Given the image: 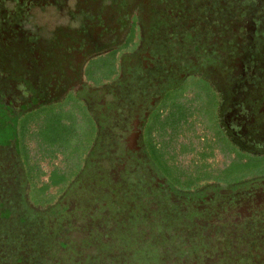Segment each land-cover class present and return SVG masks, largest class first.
Listing matches in <instances>:
<instances>
[{
  "label": "rangeland",
  "instance_id": "rangeland-1",
  "mask_svg": "<svg viewBox=\"0 0 264 264\" xmlns=\"http://www.w3.org/2000/svg\"><path fill=\"white\" fill-rule=\"evenodd\" d=\"M68 1L73 3V0ZM220 1H223V5ZM101 2L114 6L115 13L111 10L112 15L120 23L121 0ZM129 2L134 3V0ZM143 3L144 0H138L131 9V18L138 19H129L127 23L130 33L128 41L120 45L109 42L111 44L106 45L109 48L95 57L101 61L109 53H114V56L121 55L124 58V74L127 80L118 91L116 109L110 102L114 98L110 93L104 98L106 103L103 108L99 104L89 105L85 101L88 89L98 88L100 84L110 80L105 79L102 82L96 75L92 80L87 76L81 80L79 78L81 87H76L63 99L60 95L46 98L37 89L35 94L26 95V102L16 106L10 97L13 89L8 90L7 94L5 86L7 83H16V71L19 67L11 72L7 69L1 71L0 264H135L139 260L136 250L140 246L134 245L138 237L142 235L143 242L154 244L151 245L152 248L160 244L155 239L157 233L153 223L149 225L146 221L149 210L142 198L149 193L146 195L142 181L148 178L146 173L149 166L139 148H134L135 157L126 163L128 175L124 177L120 171L121 163L126 162L127 152L124 153V148L135 147L132 144L130 146L127 140L132 130L136 103H145L150 96L155 97L158 94L162 72L169 71L172 75L182 68L169 64L167 58L171 54L159 56L156 48L148 49L149 39L178 30L168 28L170 19L166 14L180 15L183 29L195 28L197 33L203 32L206 36H210V30H213L211 35L214 36L217 30L224 29V24H221L223 18L228 20L234 17L235 9L239 10L240 15L233 20L239 21L244 12L249 14L254 8L245 0H148L145 17ZM36 19L39 27L36 31L40 35H48L52 27L65 25L70 20L65 12L57 17L51 10L39 12ZM83 24L78 23L79 26ZM85 24L88 27L98 23L92 16H88ZM126 32L124 34L128 35ZM125 37L122 35L121 40L124 41ZM147 50L153 56L145 66L143 56H147ZM228 50L231 53L230 47ZM1 54L0 64L4 65L5 58ZM129 54H132V58L127 56ZM12 59L15 60L14 57ZM3 65L1 67L5 68ZM13 66L16 67V63ZM88 99L90 102L94 100ZM94 124L97 125L96 130L91 129ZM85 127H88L87 131L84 130ZM193 131L177 136V141L191 138L199 148L201 143L196 138L204 136L208 131L202 125ZM190 158L191 153H186L180 155L177 161L186 165ZM214 160H221L218 151ZM50 173L53 175L48 180ZM58 175L60 179L57 178ZM121 175L124 177L123 181H113V178L118 179ZM58 181L61 186L56 187ZM39 186L42 187L41 192L37 189ZM204 194L205 191L187 193V209L198 214L199 201ZM222 201L223 204L228 202L225 198ZM178 215L167 206L153 214L154 220L156 216H162L172 224L178 223ZM139 223L147 225L143 227ZM249 225L253 226L254 223L249 222ZM233 229L227 235H224L226 230H222L217 236L219 228L213 224L191 225L188 228L184 226L181 230L177 228L178 235L173 236L184 238L186 242L193 244L190 246L198 254L194 256L197 264H219L217 261L212 262L211 257L217 248L219 251L224 250V244L234 243L235 249L246 251L245 234L235 235L233 231L238 230ZM133 231L136 232L135 235L131 233ZM261 232L252 229L251 244L257 242L264 245ZM258 233L261 235L259 240L256 237ZM168 240L170 239L167 237L162 238L165 243ZM215 240L222 244L215 243ZM146 243L144 246H147ZM216 244L220 245L216 247ZM144 246L146 250L147 247ZM255 254L257 253L253 256ZM226 256L232 260L235 258L232 252H228ZM240 256L243 260L247 257L246 254ZM191 258L193 260L190 256L181 264H195ZM169 259L170 257L166 258L164 264H173ZM238 262L243 261L239 259Z\"/></svg>",
  "mask_w": 264,
  "mask_h": 264
},
{
  "label": "flooded vegetation",
  "instance_id": "flooded-vegetation-1",
  "mask_svg": "<svg viewBox=\"0 0 264 264\" xmlns=\"http://www.w3.org/2000/svg\"><path fill=\"white\" fill-rule=\"evenodd\" d=\"M137 1L134 0V3ZM147 1L144 0L143 3L145 17ZM245 1L251 4L254 11L249 14L244 12L238 21L233 20L240 15L239 10L235 9L234 17L228 20L223 18L221 24H224V29L217 30L214 36L211 35L213 30H210V36H206L203 32L197 33L195 28L183 29L180 15L164 14L170 19L168 28L178 30L175 33L162 34V37L150 38V45L147 46L148 49L156 48L159 56L171 54V57L167 58L169 64L182 68L172 75L169 71L162 72L158 94L155 97L150 96L145 103H136L133 109L132 130L127 140L130 146L132 144L135 147H126L127 149L134 152V148H139L138 140L144 116L160 98L162 90L165 87L177 86L188 72L195 71L209 94L206 103L211 123V127H205L208 132L196 138L201 143L196 149L202 151L204 143L214 142L216 145L213 155L207 158V162L221 167L228 166L235 156L234 152H228L229 139L243 155L264 156V0ZM220 2L223 5V1ZM134 3L121 0L119 16L122 23H117V19L112 15L115 13L114 6L106 5L101 0H73L72 4L68 0H0V53L5 58L4 65L0 64V73L5 69L15 71L19 67L16 71V83H7L5 86L7 94L8 90H14L10 94L14 105L26 102V95L35 94L37 89L41 91L39 94L44 93L46 98H56L60 95L63 99L76 87L80 88L78 79L86 76V66L95 54L107 50L109 46L106 45L109 42L120 45L128 41L130 33L127 23L129 19H138L131 18ZM47 10H51L57 17L65 12L70 20L65 25L52 27L48 35H40L36 31L39 28L36 14ZM88 16H92L98 24L87 27L85 21ZM79 22L84 24L79 26ZM125 32L128 35L124 34ZM151 33L155 35L154 31ZM122 35L126 36L124 41L121 40ZM228 47L231 48V53ZM145 53L147 56L144 55L143 60L147 66V61L153 55H150V50ZM127 56L132 58V54ZM14 63L16 67L13 66ZM149 64L152 65L151 62ZM126 80L119 83V87L110 84L102 88L91 87L86 91L85 101L89 105L98 104L102 97L104 99L106 94L110 93V96H114L110 102L116 109L118 91ZM155 87L154 84L153 88ZM88 98L94 100L90 102ZM181 134L184 133L180 132L177 136ZM192 142L189 138L187 141H177V144L180 147L181 144ZM216 151L221 154L220 161L214 160ZM180 155L183 153H179ZM192 157L193 152L190 161ZM204 189L207 192L199 201L197 209L200 210L202 218H206L203 224L210 225V221L217 226V236L222 230H226L224 235H227L230 230L236 228L240 232L233 233L239 236L245 234V244L249 241L247 252H240V248L235 249L234 243L226 245L223 241L225 249L219 251L217 248L219 253L215 251L211 261L224 264L223 260L226 259L228 264H264V245L257 242L251 244L253 234L250 233L254 228L262 231L261 235L264 236V174L245 176L229 184L211 181ZM224 198L228 200L226 204H223ZM249 222L254 225H249ZM205 232L207 233L206 230ZM261 235L256 234L258 240ZM219 242L215 240V243ZM228 252L234 253L235 257L238 256L243 262L232 261L226 256ZM254 253L259 257L257 258V254L253 256ZM239 254H246V259L243 260Z\"/></svg>",
  "mask_w": 264,
  "mask_h": 264
},
{
  "label": "trees",
  "instance_id": "trees-1",
  "mask_svg": "<svg viewBox=\"0 0 264 264\" xmlns=\"http://www.w3.org/2000/svg\"><path fill=\"white\" fill-rule=\"evenodd\" d=\"M98 54H95V57ZM113 54L109 53L104 58L100 56V58H103L101 61L94 57L86 66L85 74L88 79H94L95 75L100 81L110 79L106 82L102 81L103 83L100 84L101 88L107 84L117 87L119 83L127 79L124 74V58H121V55L116 57ZM179 83L175 87H165L162 90V95L152 108L148 110L142 123L138 145L149 166V171L146 173L148 178L142 181L146 195L149 194L142 199L146 201L145 203L149 210L148 220L146 221L150 223L149 225L153 223L155 233H157L155 239L159 240L160 244L156 248H152L151 245L153 246L154 244L143 242L144 237L142 235L138 237L134 245L140 246L141 249L138 248L136 250L139 260L135 264H164L168 257H170L169 260L173 264H181L190 256L193 257L191 261L197 264L194 256L198 254H196V250H193L194 247L190 246V244H193L186 242L184 238L174 237L178 235L177 228L181 230L184 226L187 228L191 225L202 226L203 222H206V218H202L201 212L196 214L187 209L188 207L185 205L186 194L199 191H205L206 193L207 190L204 188L211 181L229 184L245 176L264 174V156L243 155L236 150L231 139L228 142V152H234L235 156L232 162L225 167L207 162V158L213 155L216 145L214 142L211 144L204 143L202 151L196 149L197 146L193 142L178 146V133H192L199 125L204 128L211 127L209 107L206 103L209 94L195 71L188 72ZM105 103L102 97L98 104L103 108ZM87 128L85 127L84 130L87 131ZM96 128L97 125L94 124L91 129L96 130ZM83 134L86 133L84 132ZM124 151V153L127 152L125 156L126 162L121 163L122 168L120 171L126 177L128 175L126 163L127 161H132L133 159L131 158L135 157V154L127 148H124ZM192 152L193 157L189 164L184 165L177 161L179 153ZM71 153L70 150L69 154ZM52 175L53 173H50L48 177L45 174L48 180L52 178ZM59 176L57 178L60 179ZM124 177L121 175L118 179L113 178V181H123ZM110 185H113V183H110ZM55 186H61L59 181L56 182ZM54 187L51 188L54 189ZM40 188L42 189L41 186L37 187L41 192ZM47 189L48 187H46ZM102 205L105 204L102 203ZM164 206L176 211V215L179 214L178 223L172 224L169 221H165L162 216H156L154 220L153 214L159 213V209ZM180 215L182 216L180 217ZM140 222L142 221L140 220ZM139 224L143 225V227L147 225L145 223ZM208 224L211 225V222L209 221ZM131 233L136 234L134 231ZM158 235L161 237L158 238ZM162 236L170 240L165 243V241H162ZM248 242L246 241V243ZM144 243L147 246H144ZM141 245L147 247V251ZM246 246L249 247L248 244ZM206 258L208 259L207 256ZM233 259L238 261L239 257L236 256ZM140 260L143 261L139 263ZM223 261L224 264L229 263L226 259Z\"/></svg>",
  "mask_w": 264,
  "mask_h": 264
}]
</instances>
